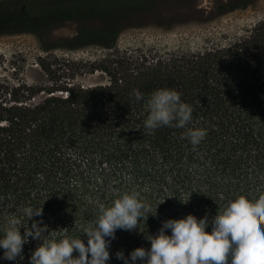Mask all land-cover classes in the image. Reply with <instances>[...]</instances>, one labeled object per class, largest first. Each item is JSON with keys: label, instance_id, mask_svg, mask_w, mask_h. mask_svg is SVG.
<instances>
[{"label": "trees", "instance_id": "16d2710c", "mask_svg": "<svg viewBox=\"0 0 264 264\" xmlns=\"http://www.w3.org/2000/svg\"><path fill=\"white\" fill-rule=\"evenodd\" d=\"M76 1L75 13L64 18L95 17L108 20V26L80 31L63 48L103 50L87 69L103 80L83 85L75 81L77 67L53 69L45 57L35 64L46 82L0 79V226L31 205L43 208L42 217L33 219H43L50 238H61L59 230L65 228L68 236L81 237L99 204L136 191L150 210L137 229L116 231L107 264H123L115 252L127 257L135 248L148 249L145 235L155 234L162 221L193 214L197 219L207 215L211 222L229 202L255 205L264 197V17L240 35L196 51L121 50L122 10H150L170 0ZM259 2L220 0L217 12L202 8L196 20L207 22L225 9ZM8 9H0L8 15L3 24L22 13ZM39 49L47 53L51 46ZM159 88L177 91L192 107L186 128L207 132L199 145L181 139L186 128L145 129V101ZM133 89L143 94L141 101H135ZM27 223L30 227L32 221L22 217L21 227ZM39 243L29 238L23 260L0 264H28Z\"/></svg>", "mask_w": 264, "mask_h": 264}, {"label": "clouds", "instance_id": "9594fccd", "mask_svg": "<svg viewBox=\"0 0 264 264\" xmlns=\"http://www.w3.org/2000/svg\"><path fill=\"white\" fill-rule=\"evenodd\" d=\"M132 95L137 102L143 99L139 90L133 89ZM144 106V127L150 133L163 126L185 129L193 119L192 107L173 89L154 90ZM206 134V129L187 127L181 139L197 146ZM149 210L150 205L136 191L119 194L110 205L99 204L95 220L82 228L85 243L82 236H68L66 228L59 230L64 234L61 238H50L43 219H33L42 217L43 208L25 206L20 216L11 214L0 226V260H23V246L31 238L40 243L31 251L28 264H107L116 231L137 229ZM22 217L32 221L30 227L28 223L21 227ZM209 221L207 215L197 219L193 214L167 219L155 234L145 235L148 249L135 248L127 257L117 251L115 258L123 264H264V197L255 205L243 199L229 202ZM209 225L210 231H206Z\"/></svg>", "mask_w": 264, "mask_h": 264}, {"label": "rangeland", "instance_id": "374dc122", "mask_svg": "<svg viewBox=\"0 0 264 264\" xmlns=\"http://www.w3.org/2000/svg\"><path fill=\"white\" fill-rule=\"evenodd\" d=\"M219 1L195 0L196 4L192 6L184 0H170L168 4L150 10L124 8L120 17L123 34L117 40V47L121 50L159 52L196 51L238 36L264 17V0H260L256 7L233 12L225 9L218 14L220 18L214 17L207 22L196 20L202 8L217 12ZM25 3L30 5L26 9L16 7ZM45 3L51 4L50 7H45ZM77 4L76 0H0V9L14 7L22 11L16 21L9 19V23L5 24L2 22L8 21V15L0 13V79L46 82L35 64L38 58L45 57L52 63L53 69H63L66 65L77 67L80 74L75 81L78 83L89 85L102 82L98 74L92 75L87 69L88 63L100 59L103 50L92 45L77 50L63 48L69 46L65 42L80 31L87 33L108 26V20L95 17L64 18L75 13ZM13 22H18L17 26ZM8 25L9 29L5 28ZM35 30L36 36L31 33ZM41 44L51 46V49L43 53L39 49Z\"/></svg>", "mask_w": 264, "mask_h": 264}]
</instances>
